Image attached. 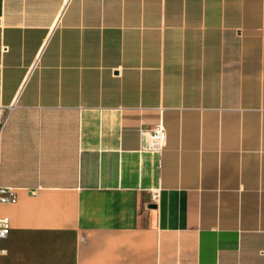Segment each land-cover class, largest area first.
I'll return each mask as SVG.
<instances>
[{
	"label": "crops",
	"instance_id": "1",
	"mask_svg": "<svg viewBox=\"0 0 264 264\" xmlns=\"http://www.w3.org/2000/svg\"><path fill=\"white\" fill-rule=\"evenodd\" d=\"M0 187V264H264V0H0Z\"/></svg>",
	"mask_w": 264,
	"mask_h": 264
},
{
	"label": "built area",
	"instance_id": "2",
	"mask_svg": "<svg viewBox=\"0 0 264 264\" xmlns=\"http://www.w3.org/2000/svg\"><path fill=\"white\" fill-rule=\"evenodd\" d=\"M161 111L156 124L149 130H141V145L143 150L159 154L165 144V132L161 119ZM157 197L155 192L151 193V198L154 201ZM15 198L12 193L6 188L0 187V203H14ZM8 220L5 217H0V241L4 240L8 233ZM2 251L0 250V255Z\"/></svg>",
	"mask_w": 264,
	"mask_h": 264
}]
</instances>
